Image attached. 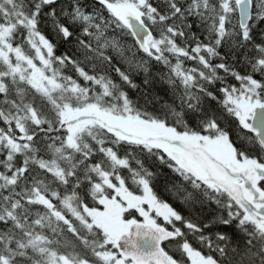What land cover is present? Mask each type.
<instances>
[{"label": "snow or ice", "instance_id": "1", "mask_svg": "<svg viewBox=\"0 0 264 264\" xmlns=\"http://www.w3.org/2000/svg\"><path fill=\"white\" fill-rule=\"evenodd\" d=\"M0 264H264V0H0Z\"/></svg>", "mask_w": 264, "mask_h": 264}, {"label": "trees", "instance_id": "2", "mask_svg": "<svg viewBox=\"0 0 264 264\" xmlns=\"http://www.w3.org/2000/svg\"><path fill=\"white\" fill-rule=\"evenodd\" d=\"M165 199H170V198L166 196Z\"/></svg>", "mask_w": 264, "mask_h": 264}]
</instances>
